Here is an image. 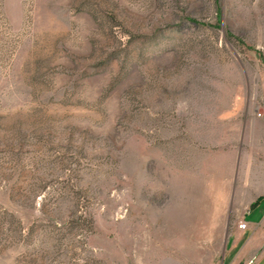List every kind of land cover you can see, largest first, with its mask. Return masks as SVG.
Wrapping results in <instances>:
<instances>
[{"label": "rangeland", "instance_id": "obj_1", "mask_svg": "<svg viewBox=\"0 0 264 264\" xmlns=\"http://www.w3.org/2000/svg\"><path fill=\"white\" fill-rule=\"evenodd\" d=\"M252 120L264 0H0V264H221Z\"/></svg>", "mask_w": 264, "mask_h": 264}, {"label": "crops", "instance_id": "obj_2", "mask_svg": "<svg viewBox=\"0 0 264 264\" xmlns=\"http://www.w3.org/2000/svg\"><path fill=\"white\" fill-rule=\"evenodd\" d=\"M244 126L253 128L243 129L248 133L245 134L247 140L243 136L241 148L218 157L222 161L221 175L213 177L210 159L204 162L200 172V183L222 192V197L210 202L213 206H221L219 221L231 218L230 210L225 206L236 205L247 211L244 219L248 223V230L242 231L234 226L227 232L228 240L222 251L221 264H264V121L252 120ZM258 136L262 137L263 143L258 146L261 152L255 156L251 151ZM244 146L247 147L246 152ZM214 214H211L212 219Z\"/></svg>", "mask_w": 264, "mask_h": 264}, {"label": "built area", "instance_id": "obj_3", "mask_svg": "<svg viewBox=\"0 0 264 264\" xmlns=\"http://www.w3.org/2000/svg\"><path fill=\"white\" fill-rule=\"evenodd\" d=\"M239 229L242 230V231H246L248 230V223L247 222H242L239 224Z\"/></svg>", "mask_w": 264, "mask_h": 264}, {"label": "bare ground", "instance_id": "obj_4", "mask_svg": "<svg viewBox=\"0 0 264 264\" xmlns=\"http://www.w3.org/2000/svg\"><path fill=\"white\" fill-rule=\"evenodd\" d=\"M260 188V187H259Z\"/></svg>", "mask_w": 264, "mask_h": 264}]
</instances>
